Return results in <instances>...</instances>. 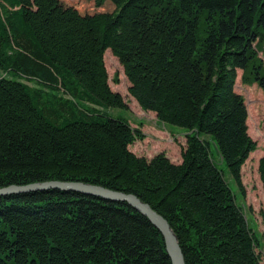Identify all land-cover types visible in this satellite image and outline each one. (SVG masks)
I'll return each instance as SVG.
<instances>
[{"label": "trees", "instance_id": "16d2710c", "mask_svg": "<svg viewBox=\"0 0 264 264\" xmlns=\"http://www.w3.org/2000/svg\"><path fill=\"white\" fill-rule=\"evenodd\" d=\"M108 49L140 106L186 130L181 162L130 149L141 133L106 111L127 108ZM262 51L264 0H0V187L134 193L168 219L187 264H261L238 200L257 144L235 84L242 69L264 88ZM258 169L264 189V154ZM0 264L173 263L127 202L49 188L0 194Z\"/></svg>", "mask_w": 264, "mask_h": 264}, {"label": "rangeland", "instance_id": "374dc122", "mask_svg": "<svg viewBox=\"0 0 264 264\" xmlns=\"http://www.w3.org/2000/svg\"><path fill=\"white\" fill-rule=\"evenodd\" d=\"M95 7L96 5L93 6ZM260 55L264 59L263 51ZM105 64L112 89L120 92L127 103L125 109L110 107L106 111L112 116L126 118L142 135L129 146L130 149L137 155L147 158L165 152L172 161L181 162V149L187 139L186 130L161 122L155 112L144 110L140 106L129 92L130 81L123 65L110 49L105 53ZM235 88L245 97L249 133L257 144V148L250 153L242 167L246 195L243 199L239 197L238 200L244 205L250 224L259 236L261 246L257 250L261 255V264H264V189L258 169L259 160L264 154V88L258 82H245L242 69H238Z\"/></svg>", "mask_w": 264, "mask_h": 264}, {"label": "water", "instance_id": "95a60500", "mask_svg": "<svg viewBox=\"0 0 264 264\" xmlns=\"http://www.w3.org/2000/svg\"><path fill=\"white\" fill-rule=\"evenodd\" d=\"M60 188L100 196L108 200L125 201L133 208L146 215L161 231L169 256L173 264H187L179 237L168 219L134 193L112 189L101 184L81 180H47L25 185L12 184L0 187V194L19 193L30 190Z\"/></svg>", "mask_w": 264, "mask_h": 264}]
</instances>
